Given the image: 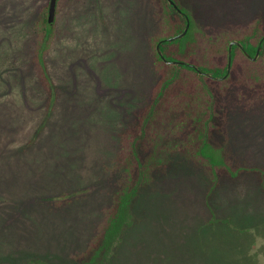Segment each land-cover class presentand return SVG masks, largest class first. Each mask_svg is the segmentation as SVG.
Wrapping results in <instances>:
<instances>
[{
	"label": "rangeland",
	"instance_id": "rangeland-1",
	"mask_svg": "<svg viewBox=\"0 0 264 264\" xmlns=\"http://www.w3.org/2000/svg\"><path fill=\"white\" fill-rule=\"evenodd\" d=\"M177 1L192 30L167 47L168 61L211 74L227 65L230 41L258 21L264 33V0ZM48 4L0 0V264H77L120 188L122 134L146 118L166 72L153 41L181 21L161 0H57L44 54L50 106L35 61ZM175 73L141 129L155 133L154 151L180 150L138 188L105 264H264L258 178L240 170L212 187L205 165L181 151L207 112L215 153L232 168H264V59L236 52L224 78Z\"/></svg>",
	"mask_w": 264,
	"mask_h": 264
},
{
	"label": "trees",
	"instance_id": "trees-1",
	"mask_svg": "<svg viewBox=\"0 0 264 264\" xmlns=\"http://www.w3.org/2000/svg\"><path fill=\"white\" fill-rule=\"evenodd\" d=\"M161 1L163 2V5L167 7L168 11H171L175 14L177 13L176 15H178L181 20H178V22L175 23L173 22L170 25L173 35L157 37L153 41L155 47L159 43L160 50L164 58H166V55H168L166 49L169 45H171L174 41L180 42L188 38L191 34L192 18L185 8V10L180 8L177 0H173L177 6V9L168 5L166 0ZM178 10L180 13H178ZM186 17L188 20H190V26L185 36L169 42L168 38L178 35L183 31L186 24ZM258 23L259 21L255 25H252L245 34L238 38V41L243 45V49H240L236 46L232 47L231 63L235 58L236 52L240 54L246 61H248L245 52L253 57L258 49L259 56L264 59V33L260 32L261 25ZM37 29L38 46L35 51V61L39 67L40 75L46 91L50 96L49 102L51 106L55 100L56 93L46 70L44 54L53 38V27L48 24L46 13L42 14L39 22L37 23ZM154 56L157 63H159L161 68L165 69L166 72L164 73L160 71L159 81L155 86L156 88L153 93L152 101L149 105L146 118L141 120L140 124L137 123L139 124L137 128L131 127L130 130L125 131V133L122 134L123 147L120 153L122 159V181L120 183V188L113 196L112 205L106 209L104 219L99 224L95 236L90 240L86 249L74 257L77 264H105L108 261V259L113 254L114 249L121 241L123 229L127 226H130L132 223L131 206L133 205L138 188L145 181L153 179L160 173H164V169L171 165V157L175 156V151L180 150L176 149V143L173 146L168 144L169 146L166 147V150L160 149L159 151H154L156 148L155 133L151 130L150 132L144 133L143 136V128L141 129V126L146 124V128H150L155 122L158 104L166 100L167 91L176 80L175 71L178 68L180 69V67L183 66L190 69L196 75L200 74L197 73L192 66L187 64L177 66L166 65L162 58L157 54L155 48ZM226 67L227 65H225L222 69L213 70L211 73L212 76H225ZM252 74L254 73L252 72ZM206 114H208V116H206L205 120H200L198 124L196 123L194 133H189L190 137L188 136V139L186 137V139L182 141V144L187 147L182 148L181 151L184 153L182 155L205 165L208 174L210 175L209 179L211 181L212 187L218 184L219 179L225 177L230 180L236 179V177L241 173L240 170H243L258 178L259 184L264 191V168H232L225 158L220 156L218 152L215 153L217 150L212 145V139L210 135L212 127L216 125L212 122L215 115L211 117L209 113L201 112V116ZM211 122L213 124H211ZM209 124L212 126L209 130L208 128L206 130V127H208ZM187 135L188 133L186 136ZM141 137L142 139H140ZM68 196L69 195L66 194L61 195L59 200L66 199V202H69L70 199H68ZM70 197L71 196H69V198Z\"/></svg>",
	"mask_w": 264,
	"mask_h": 264
},
{
	"label": "water",
	"instance_id": "water-1",
	"mask_svg": "<svg viewBox=\"0 0 264 264\" xmlns=\"http://www.w3.org/2000/svg\"><path fill=\"white\" fill-rule=\"evenodd\" d=\"M167 1V4L174 7L175 9H177V6L176 4L174 3L173 0H166ZM56 3H57V0H49V4H48V8H47V22L49 25H53L54 23V20H55V15H56ZM178 13H180V11L178 10ZM189 20L188 18L186 17V24H185V27L183 29V31L181 33H179L178 35H175L173 37H170L168 38V41L171 42L173 40H176V39H180L182 37L185 36V34L187 33L188 29H189ZM233 46H236L240 49H243V45L241 44V42L237 41V40H232L229 42L228 44V54H227V67H226V73L228 74L230 69H231V52H232V47ZM156 49V52L157 54L162 58V60L167 64V65H180L182 63L180 62H172V61H168L164 58L161 50H160V47H159V43L156 45L155 47ZM245 55H247L248 58H250L251 60H256L258 55H259V49L256 51L255 55L252 57L250 55H248L246 52H245ZM195 69V71L197 73H199L200 75H206L208 77H213L212 74H205L203 73L201 70H199L197 67H193ZM225 76H223L222 78H224ZM218 79V78H216Z\"/></svg>",
	"mask_w": 264,
	"mask_h": 264
}]
</instances>
